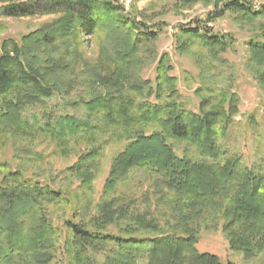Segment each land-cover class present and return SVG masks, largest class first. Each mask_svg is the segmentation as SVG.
<instances>
[{
  "label": "trees",
  "instance_id": "16d2710c",
  "mask_svg": "<svg viewBox=\"0 0 264 264\" xmlns=\"http://www.w3.org/2000/svg\"><path fill=\"white\" fill-rule=\"evenodd\" d=\"M126 1L134 10L141 0H0V18L60 14L19 41H1L0 130L41 132L61 150L83 142L60 173L83 192L92 190L106 150L116 151L99 200L78 221L88 205L73 210L66 190L0 162V264H53L58 253L66 264H235L197 249L201 230L218 228L242 264H264V154L249 162L224 143L238 96L203 81L197 109H187L170 55L157 50L165 23L152 19L158 13L138 17ZM200 2L211 9L178 25L175 50L193 49L211 67L223 63L232 37L209 23L227 13L257 32L246 43V64L264 89L257 22L264 2L174 0L170 7ZM78 35L101 45L99 62L76 71L72 57L56 52ZM150 65L153 79L143 78ZM142 175L151 179L142 193L116 194L120 182ZM57 213H68L61 227Z\"/></svg>",
  "mask_w": 264,
  "mask_h": 264
},
{
  "label": "rangeland",
  "instance_id": "374dc122",
  "mask_svg": "<svg viewBox=\"0 0 264 264\" xmlns=\"http://www.w3.org/2000/svg\"><path fill=\"white\" fill-rule=\"evenodd\" d=\"M171 1L174 0H141L133 4L134 10L131 9L129 1H126L124 5L127 10H132L138 17L141 12L151 15L158 13L152 15V19L165 23L156 43L157 50L158 53L167 52L170 55L174 65V75L179 82L181 100L187 109L194 111L197 109L199 97L194 91L203 81L216 89L227 88L238 96L239 113L224 143L229 146L230 151L240 153L247 161L255 160L264 154V89L247 67L246 43L257 33L256 30L254 31L253 27L238 24L227 13L209 23L214 33L228 34L233 41L232 47L221 55L224 62L211 67L207 60L193 49L185 54H179L175 50L174 37L178 25L186 24L192 19H204L211 5H204L200 2L173 10L170 7ZM251 1L255 6L264 2V0ZM59 16L60 14H45L21 18H0V44L2 40L8 38L19 41L24 34ZM257 22L258 25L264 26V16L260 17ZM100 45L98 38L78 35L76 39L65 40L62 49L56 52V56L72 57L78 64L75 65L77 71L80 69V64L96 65L99 62ZM142 77L153 79L154 65L146 67L142 71ZM70 145V148L67 146L65 150H61L54 139L41 132L0 130V162L7 163L13 170L19 169L25 177L37 179L42 183L47 182L55 189L61 187L62 190H66L72 199L70 206L73 210L77 206L88 205L87 213L84 211L75 216L74 219L78 221L80 217L90 213L93 210L92 206L99 200L112 157L116 151H110V147L106 150L101 170L93 181L92 190L83 192L76 188V182L68 183L60 175L67 166L76 161L79 152L85 147L83 142H72ZM150 182L151 179L145 175L129 178L118 184L116 194L142 193ZM67 217L68 213H57L55 223L61 227L62 219ZM197 249L200 252L214 253L222 260H231L235 264L243 263L239 253L229 250L221 228L202 229ZM58 255L53 264H66L62 253Z\"/></svg>",
  "mask_w": 264,
  "mask_h": 264
}]
</instances>
